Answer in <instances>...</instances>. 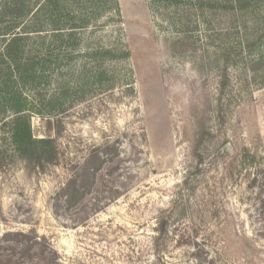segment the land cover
Instances as JSON below:
<instances>
[{
    "label": "rangeland",
    "instance_id": "rangeland-1",
    "mask_svg": "<svg viewBox=\"0 0 264 264\" xmlns=\"http://www.w3.org/2000/svg\"><path fill=\"white\" fill-rule=\"evenodd\" d=\"M103 1L72 10L90 23L78 31L75 58L61 52V67L46 71L42 93L68 88L65 110L51 126L31 119L34 136L55 139L58 162L42 173L10 157L0 167V235L34 229L61 264H264V38L219 94L203 43L240 40L230 15H215V31L201 22L191 31L200 46L193 60L168 50L179 34L149 0H117L118 12ZM189 2L170 9L192 14ZM107 48L130 57L83 56ZM99 71L102 84L92 83ZM200 125L209 135L196 165ZM159 216L166 233L155 246Z\"/></svg>",
    "mask_w": 264,
    "mask_h": 264
},
{
    "label": "trees",
    "instance_id": "trees-1",
    "mask_svg": "<svg viewBox=\"0 0 264 264\" xmlns=\"http://www.w3.org/2000/svg\"><path fill=\"white\" fill-rule=\"evenodd\" d=\"M81 1L0 0V167L10 157L20 160L29 172L42 173L58 162L55 139L34 136L31 119L37 116L51 126V118L65 110L63 100L68 95V88L59 86L49 95L43 94L42 89L48 83L46 71L51 65L58 69L62 57L66 60L75 58L73 53L80 44L78 31L90 23L88 18H76L72 12L75 9L80 11ZM110 1L111 5L106 10L118 12L117 0ZM179 2L149 0L153 15L165 18L164 21L179 34L168 41V50L173 54L193 60L199 58L200 46L197 40L192 39L191 31L198 27L199 22L207 26V31H215L213 23H220L215 16L218 12L230 15L229 22L232 21L234 28L242 33L240 40L228 42L225 46L210 38L203 43L208 61L217 68V87L221 94L229 79L228 71L237 67L242 62L243 54H251L264 38V0H190L192 14L170 9L177 8ZM63 15L69 17L67 26L60 24ZM216 29L222 30L221 27ZM83 56L91 61L104 62L126 60L130 52L127 49L107 48L85 52ZM242 69L250 70L252 66L248 62ZM103 75L102 71L93 74L92 83L102 84ZM82 76L84 83L91 80L86 73ZM202 126L195 134L192 149L196 165L203 162V149H206V137L209 135ZM93 158L100 161L96 154ZM70 183L67 187L72 186ZM78 195L79 192L75 190V198ZM165 223L166 218L159 216L155 246L166 233ZM0 264L61 263L49 239L34 229H28L5 231L0 235Z\"/></svg>",
    "mask_w": 264,
    "mask_h": 264
}]
</instances>
